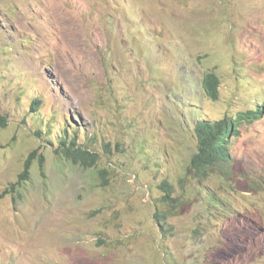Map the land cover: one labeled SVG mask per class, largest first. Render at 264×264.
Here are the masks:
<instances>
[{
  "label": "rangeland",
  "instance_id": "1",
  "mask_svg": "<svg viewBox=\"0 0 264 264\" xmlns=\"http://www.w3.org/2000/svg\"><path fill=\"white\" fill-rule=\"evenodd\" d=\"M259 108L230 179L185 176L198 120ZM0 115V264H264V0H0Z\"/></svg>",
  "mask_w": 264,
  "mask_h": 264
},
{
  "label": "trees",
  "instance_id": "2",
  "mask_svg": "<svg viewBox=\"0 0 264 264\" xmlns=\"http://www.w3.org/2000/svg\"><path fill=\"white\" fill-rule=\"evenodd\" d=\"M202 87L210 99L217 100L219 98L220 78L215 72L211 71L205 74L202 80ZM36 103L34 102V105ZM261 116L262 111L259 108L247 112H240L236 117L225 115L219 120H198L195 124L197 149L189 160L185 176L192 180H206L210 176L222 173L226 177V180L230 179L234 169L232 168L233 158L230 154L228 144L231 137L238 133V122L242 120L252 122L260 119ZM0 120L2 121V125L6 124L5 118L1 115ZM60 150L66 159L82 164L84 163V158L94 157V154L86 148H83L75 139H72L69 144L63 142V147ZM31 166L32 158L29 156L25 161L24 169L19 176L18 183L28 180ZM159 189L163 192L160 201L170 205V209L176 210L179 207L180 199L174 197L171 183L167 180L163 181L159 185ZM213 198L214 196L210 197L208 201L211 202ZM155 216L158 219H162V223H165L163 221L165 220V214L162 215V218H160L158 213ZM201 228L199 225L193 228V230L200 231Z\"/></svg>",
  "mask_w": 264,
  "mask_h": 264
},
{
  "label": "clouds",
  "instance_id": "3",
  "mask_svg": "<svg viewBox=\"0 0 264 264\" xmlns=\"http://www.w3.org/2000/svg\"><path fill=\"white\" fill-rule=\"evenodd\" d=\"M166 181V180H165ZM162 194H163V192H162Z\"/></svg>",
  "mask_w": 264,
  "mask_h": 264
}]
</instances>
